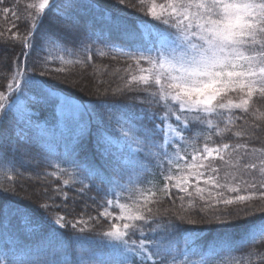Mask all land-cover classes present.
<instances>
[{
    "label": "snow or ice",
    "instance_id": "snow-or-ice-1",
    "mask_svg": "<svg viewBox=\"0 0 264 264\" xmlns=\"http://www.w3.org/2000/svg\"><path fill=\"white\" fill-rule=\"evenodd\" d=\"M118 2L126 4V0ZM26 7L31 10L26 21L27 32L21 34L10 28L9 36L4 40L5 44L13 46L19 43L20 53L15 57V68L8 66L10 82L0 91V138L7 122L8 130L13 134L9 151L24 155L28 154L32 143L33 126L26 101L31 99L38 102L47 98L48 93L43 87L47 81L43 78L49 71L48 65L55 63L51 54L63 52L83 57L76 60L77 63L90 62L97 23L95 20L90 23L81 15V0H34ZM141 11L161 31H149V42L141 43L139 47L134 40H130L116 49L131 62L124 69L128 76L121 92L142 91L145 100L141 103L157 106L159 110L154 111L149 107L137 113L132 105L128 106L129 111L123 114V118L110 116L109 122L114 120V129L122 143L113 145L101 137L97 147L109 156L118 157L117 167L120 171L117 174L123 179L122 173L127 169L128 181L117 183L109 180V187L99 189L105 199L100 205L103 210L96 217L89 216L85 220L82 212L80 218L73 220L65 215H58L53 220L60 229L71 228L73 243H78L86 237L89 222L93 227L87 230L92 232L99 218L103 217L110 223L107 230L97 235L102 241H107L105 247L111 248L115 255L110 253L107 258L97 257L93 249L81 246L77 258L72 260L67 248L60 245L59 250L50 246L51 259L4 258L0 259V264H212L210 253L215 254V249L201 243L203 230L196 225L216 223L227 230L256 213L264 214V206L250 209L246 203L252 200V195L225 196L224 191H213H239L237 187L220 182V169L214 161L228 163L225 157L230 150L247 149L248 145L238 143L233 148L226 142L211 146L205 142L202 148H197L194 140L199 137L195 133L192 138L187 135L191 126L197 125L198 129H207L202 134L205 141H210L213 129L217 135H221L241 118L235 115L237 111L248 114L254 101H264V0H164L159 4L153 0L151 7ZM2 12L17 16L10 7H3ZM99 15L104 23L109 24V34L103 40L107 45L115 26L110 23L111 17H106L103 12ZM45 21L53 27L46 29ZM116 30L129 36L135 33L142 41L145 39L140 29ZM0 37H4L3 32H0ZM69 43L71 48L67 47ZM126 47L135 50L124 51ZM37 49H47L48 54L43 59L38 57V65L30 64L32 53ZM99 54L105 55L103 51ZM59 59L63 60V56ZM133 68L138 74L132 73ZM56 70L61 71L59 68ZM233 95L237 99H233ZM10 114H13L11 120L8 119ZM251 114L256 120H264V112H260L259 108ZM220 123L225 127L220 128ZM255 127L259 128L260 124ZM234 135L240 138L244 133L236 132ZM189 147L192 148L190 158ZM257 151L264 152V149H252L253 153ZM53 160L55 163L48 161L49 167L54 169L48 175L58 178L67 175L69 179H64L63 185L71 186V180L72 184H79L81 193L90 189L85 180L94 179L91 172L82 170L69 173L61 167V164L70 162L79 168L76 160L60 157ZM125 160L127 165L123 163ZM11 163L5 154L0 153V171L7 174ZM243 167L252 170L257 165L245 163ZM153 168L160 170L164 181L160 191L169 198L174 195V189L176 194H184L177 195L181 201L185 196L193 197L194 193L203 201L207 191L208 206L215 199L216 204L244 207L214 216L212 220L195 219L179 213L176 214L179 223L171 219L161 220L159 208L154 210L152 207L159 204L155 199L156 191L140 186L142 173L150 172ZM260 173L264 175V161H261ZM201 181L210 187H201ZM250 186L257 187L255 183ZM260 188H264V183L260 184ZM3 191L14 189L4 188ZM53 191L67 201L68 196L61 188ZM259 198L264 200V191L259 193ZM49 199L53 197L49 196ZM172 202L175 203L174 200ZM40 207L47 210L50 205L44 203ZM185 224L193 227H183ZM181 238L183 248L179 243ZM257 239L264 246V222L248 229L245 246L255 245ZM193 256H199V261L192 260Z\"/></svg>",
    "mask_w": 264,
    "mask_h": 264
},
{
    "label": "trees",
    "instance_id": "trees-1",
    "mask_svg": "<svg viewBox=\"0 0 264 264\" xmlns=\"http://www.w3.org/2000/svg\"><path fill=\"white\" fill-rule=\"evenodd\" d=\"M32 2L34 0H3V3H0V32L4 33V37H0V45H3L0 46V91L4 90L7 83L10 82L11 73L8 66L11 65L13 69L15 68V57L20 53L19 43L13 46L5 44L4 40L9 36L8 29L10 28L21 34L27 32L28 23L26 21H28V13L31 10L26 6ZM162 2L164 0H155L157 4ZM152 3L153 0H126V4H120L118 0H81L82 7L79 10L81 15L90 23L93 20L97 22L93 36L92 60L87 63H77L75 61L83 59V57L63 52L51 54L55 63L48 65L49 71L43 78L47 81L43 85L48 93L47 100L27 101L26 107L37 114L32 120V143L27 155L13 154L9 151L13 134L8 130V124L5 122L4 133L0 138V153L5 154L12 163L9 165L10 170L7 174L0 171V259H51V247L59 250V246L63 245L69 251L70 258L75 260L81 246L85 249H93L96 254L105 247V241H102L97 235L107 230L108 223H110V221L106 222L103 217L99 218V222L92 232L87 230L88 227H93L92 222H89V225L86 226V237L78 243H73L74 234L71 228L60 229L53 220L58 215H65L69 220H73L80 218L82 212L85 220H88L89 216L96 217L98 212L103 210L100 205L105 199L104 193L99 189L109 187V180L116 181L121 178L117 173H112L111 168L102 166L103 163H98L94 157L95 151H92V146L101 137L106 138L113 145L122 143V140L115 135L118 133L113 126L114 120L112 123L109 122L110 116H123L124 113H128V106L132 105L135 106L137 113L149 107H152L154 111L159 110L157 106L149 105L146 102L141 103L145 100V94L142 91L121 92L128 76L124 69L131 62L127 61L121 52L116 51L130 40H134L137 47L143 43L141 37L135 33L129 36L116 30L117 28L140 29L145 36L144 42L148 40L149 31L152 33L161 31L158 26L150 23L151 18L145 16L141 11V9L146 11L152 6ZM3 7H10L17 13V16L3 13ZM101 12L106 17H111L110 23L115 26L111 30V41L107 45L103 40L109 34V24L103 22V18L99 15ZM14 24L16 27H12ZM44 27L51 29L53 26L45 21ZM67 47L71 48V43ZM134 50L133 48H124V51ZM101 51L105 55L101 56L99 54ZM47 54V49L44 51L37 49L32 53L30 64L38 65V57L43 59ZM60 56H63V60L59 59ZM113 57L116 58L113 59ZM144 66L147 67V65ZM58 68L61 71H57ZM131 71L133 74H138L135 68ZM53 95L63 97L66 101L69 100L82 107L78 116L69 117V121L84 124L80 134L72 139L68 159L69 161L76 160L80 167L77 168L70 162L66 165L62 164L61 167L67 169L69 173L82 172V170L91 172L94 179L85 180V184L91 187L83 193L79 191V184H72L71 180V186L63 185L62 181L69 179L67 175L58 178L47 174L54 171L48 164L51 154L40 137L33 139L34 122L38 119L39 127L46 129L50 126L45 132L54 130L57 125L61 135L65 136V118L57 115L54 103H52ZM232 98L237 99L235 95ZM257 108L260 112H264V101H254L248 114L237 111L235 115L241 118L229 126L230 130L217 135L214 129L211 134L212 138L208 142L210 145L226 142L233 145V148L238 143L248 145L247 149L241 148L234 151L231 162L235 166H232L228 173L233 180L234 177L239 178L237 180L239 182L238 189L244 190L246 195L254 194L252 200L246 202L250 209L264 206V200L259 198V193L264 191V188H260V184L264 183V178L259 179L256 176L257 172L249 171L243 167L246 162L249 164L264 159V152H252L253 148L264 149V120H256L251 114ZM12 115H9V120L12 119ZM65 117L68 119V116ZM55 119L56 123H54ZM256 124H260V127L256 128ZM195 127L191 126L187 133L189 137L198 132L193 131ZM219 127L224 128L225 125L221 123ZM236 132H243V137H236L234 135ZM114 139L121 141L114 144L112 143ZM252 183H255L257 187L252 188L250 186ZM231 185L233 186L235 183L232 181ZM57 187L67 194V201L63 199L62 195L53 191ZM4 188H11L14 191L5 192ZM160 189L162 188L154 189L157 193L155 199L159 201V204L152 205V207L154 210L159 208L160 219L165 221L171 219L179 223L176 220L177 213L195 219L212 220L214 216H221V214H226L229 211L234 212L237 208L244 207V205L235 204L227 206L222 203L216 204L214 199L210 201L211 206H208L206 201L209 200V197H205V200L202 201L195 193L193 197L185 196V199L181 201L177 195L184 194H176L173 189L174 195L169 198ZM49 196H52L53 199L50 200ZM44 203L50 205L47 210L40 207ZM165 209H167L166 212ZM262 222H264V214L256 213L255 216L243 222H237L233 228L227 230L216 223H203L195 227L203 230L201 243L215 249V254L210 253L212 264H262L264 262V246H261V241L257 239L255 245L247 246L244 243L248 229L253 225L259 226ZM183 227L193 226L185 224ZM78 231L79 229L76 230L77 233ZM225 236L228 239L222 240L221 237ZM180 241H183V238ZM34 250L36 252H33Z\"/></svg>",
    "mask_w": 264,
    "mask_h": 264
},
{
    "label": "rangeland",
    "instance_id": "rangeland-1",
    "mask_svg": "<svg viewBox=\"0 0 264 264\" xmlns=\"http://www.w3.org/2000/svg\"><path fill=\"white\" fill-rule=\"evenodd\" d=\"M142 42L143 43H148L149 41L146 40L144 42V40H143ZM54 53L55 52H53V54ZM56 53H60V52H56ZM53 96L54 97H53L52 103H54V108H55V110L57 112V115L63 116L65 118V122H64L65 136L61 135L60 131L57 128V125L54 127V130L45 132V130H48L50 128V126L47 127L46 129H43L42 127H39V125L37 124V122L39 120L38 119V120H36L34 122L33 139L40 137V140L42 141V143L46 144L49 154H51L50 155V160H52L53 163H55V161L53 160L54 157H60L62 159H67V160L69 159V150H71L70 147H71V144H72V139L74 137H76L78 134H80V132L84 128V124L82 122L74 123L72 121H69L70 120L69 117H71V116H75L76 117V116H78L80 114L82 107H80L79 105H77L75 103H72L69 100L66 101L63 97H56L55 95H53ZM46 100H47V98H46ZM28 101L29 102H35V101L31 100V99H29ZM27 105H28V102L26 101V105L25 106H27ZM30 112H31L30 119L33 120L37 116V114L35 112H33V111H30ZM65 116H68V119ZM117 116H120L121 118H123V116H121V115H117ZM26 119H27V117H26ZM56 121L57 120L55 119L54 123H56ZM194 126H196V127L194 128L193 131H198L195 134V136L199 137L198 140H194V145L197 148H202V146H203V144L205 142H210V141H205L204 135L202 134V133H206L207 129H198L197 125H194ZM115 135L120 138V136L118 134H115ZM192 137H190V138H192ZM121 140H115L114 139V141H112V143L115 144V143L120 142ZM96 145H97V142H95V144L92 146V151H95L94 157L97 159V162L98 163H103L102 166H107V167L111 168L112 173H114V174L118 173L120 171L118 169V167H117L118 157L117 156H109L108 154L103 153ZM188 153H189V158H190V156L192 154V148L191 147L188 148ZM233 156H234V151L230 150V154H228V158L226 159L227 155L225 157V159L227 161H229L228 163L216 160V161H214V164L217 165L219 167V169H220V177H221V181L220 182L221 183H227L230 187H237L238 188L239 182H237V180L239 178L236 177L233 180L232 178H230L229 173H228V170L232 166H235L231 162ZM261 161H264V159H259V160L255 161V162H252V163H256L257 168L249 170V171L257 172L258 174L256 176L259 179H263L264 178V175H262L260 173ZM123 163L125 165H127V161L126 160ZM252 163H249V164H252ZM66 164L67 163H63V165H66ZM122 174L124 175L123 179H121V178L117 179L116 180L117 183H126L128 181L129 177H128V174H127V169H125V171ZM133 179H136V177L133 176ZM140 180H141L140 186L142 188L146 189V190L147 189H151V190L154 191V189L157 190L159 188H163V185H164L163 178L160 175V170L156 169V168H153L150 172L142 173V175L140 177ZM149 181L151 183H149ZM232 181L235 183V185H233V186L231 185ZM200 186L201 187H205L206 189L210 187L209 185H204L203 181H201ZM190 190H192V189H190ZM213 191H224L225 196L246 195V192L244 190L242 191L240 189H239V191L237 193H230L226 189L213 190ZM204 196L205 197H209L207 191L204 193ZM252 196H254V194H252ZM104 243L106 245L107 241H105ZM179 243H180V247L183 248L184 247L183 241H179ZM33 252H36V250H34ZM110 253L112 255H115V253L112 252L111 248L104 247L98 254H96V253L95 254H96L97 257H105V258H107ZM199 259H200L199 256H193L192 257V260H194V261H199Z\"/></svg>",
    "mask_w": 264,
    "mask_h": 264
}]
</instances>
